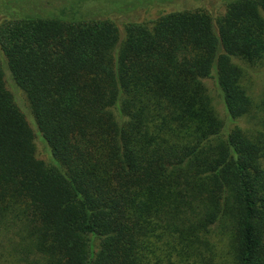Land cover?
I'll use <instances>...</instances> for the list:
<instances>
[{"label":"trees","instance_id":"1","mask_svg":"<svg viewBox=\"0 0 264 264\" xmlns=\"http://www.w3.org/2000/svg\"><path fill=\"white\" fill-rule=\"evenodd\" d=\"M226 3L0 7V264H264V0Z\"/></svg>","mask_w":264,"mask_h":264},{"label":"rangeland","instance_id":"2","mask_svg":"<svg viewBox=\"0 0 264 264\" xmlns=\"http://www.w3.org/2000/svg\"><path fill=\"white\" fill-rule=\"evenodd\" d=\"M63 6L60 8V14L69 11L73 19L86 20L87 18H96L100 16L102 8H98L94 3L105 4L107 7H121L111 15L115 19L123 18H137L141 20H149L156 18L160 13H167L177 9L198 8L204 7L208 9L215 17L223 14L226 10V0H0V7H5L9 12H15L18 15H26L32 12H40L46 14L51 8L57 6V3ZM91 3L90 5H83ZM85 6V7H84ZM114 11V10H113ZM0 9V22L5 17V14ZM9 70V69H8ZM10 73V71H8ZM10 77V76H9ZM253 82V96L259 102L264 98V74H259L252 77ZM11 80V79H10ZM9 80V87L15 94L19 106L28 115L31 121L30 110L26 96L16 86V84ZM205 84L213 99L219 114L223 117L228 125V116L224 107L223 99L219 94L216 82L214 79H205ZM234 125L229 124V127ZM240 126L248 127L249 123L245 119L240 122ZM37 153L40 158L50 162V154L45 149L44 144L37 138ZM7 243V241H5ZM6 264V263H3Z\"/></svg>","mask_w":264,"mask_h":264}]
</instances>
